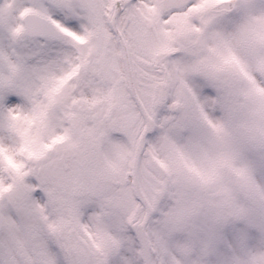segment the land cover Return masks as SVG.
<instances>
[{
	"label": "snow or ice",
	"instance_id": "1",
	"mask_svg": "<svg viewBox=\"0 0 264 264\" xmlns=\"http://www.w3.org/2000/svg\"><path fill=\"white\" fill-rule=\"evenodd\" d=\"M0 264H264V0H0Z\"/></svg>",
	"mask_w": 264,
	"mask_h": 264
}]
</instances>
